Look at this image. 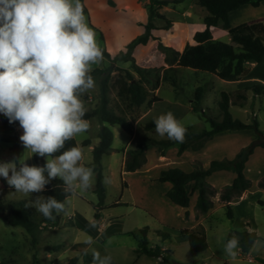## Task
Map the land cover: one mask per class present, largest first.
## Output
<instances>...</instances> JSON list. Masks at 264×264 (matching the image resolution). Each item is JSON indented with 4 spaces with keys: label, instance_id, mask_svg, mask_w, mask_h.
<instances>
[{
    "label": "rangeland",
    "instance_id": "obj_1",
    "mask_svg": "<svg viewBox=\"0 0 264 264\" xmlns=\"http://www.w3.org/2000/svg\"><path fill=\"white\" fill-rule=\"evenodd\" d=\"M168 1L179 2L172 3L159 11L172 21V27L169 30H162L165 23L157 21L156 24L160 30L154 31L153 35L158 40H152L147 46L138 47L134 52V60L139 67H166L165 56L158 50L159 42L183 52L187 45H195V34L205 28L203 27V19L207 11L198 4L197 0ZM110 2L114 5L110 6L117 16L105 7H101L99 10L100 18L106 21L102 28L93 29L90 26V17L84 15L88 26L96 34L99 47L102 50H107L112 57H116L121 52L126 51V46L133 40L128 42L129 39L132 37L135 39L143 33L141 24H145L148 19L146 7L148 0L139 1L138 5L141 9H138L134 16L136 19L144 20L145 23H139L137 26L131 20L130 14L120 11L115 0H109V4ZM262 17H264V9L259 11V9L248 6L240 13L231 16L230 28L221 23L214 30L213 37L217 41L231 43L230 32L237 25V21L253 22ZM110 66L112 63L103 59L99 64L92 65V71L97 68L107 69ZM116 66L132 71L130 62L117 61L113 64V67ZM244 71L246 72L243 83L245 88L237 91L241 88L239 85L221 80L216 75L187 68H177L176 72L170 75L176 77L178 86L174 87L170 82L162 84L158 91V96L162 101L156 103L146 120L155 121L160 115L172 112L175 118L186 128V132L199 133L210 129L208 119L222 121L223 116L219 108L222 92L230 93L232 101L235 103L238 102L237 96L241 92L247 96L245 101L247 108L240 109L231 105V115L234 119L246 124H251L256 119L260 130L264 132V96L256 97L251 90H246V87L254 84L253 79L255 78L264 82V61L258 64L253 63ZM100 80L101 76H96L94 78L95 87L87 91V97L81 95L87 111L94 110L100 105ZM199 87L204 89L201 101L203 110L201 113H195L192 108L195 93ZM109 98L112 108L120 113L117 108L119 101L116 89H112ZM147 111L148 108L145 104L139 110L131 113L129 117L136 123ZM2 116L3 114H0V123ZM89 122V130L75 137L83 149L84 159L81 163L87 167H91L93 161L92 149L84 147L82 141L89 139L93 143H98L101 126L96 118ZM150 122L146 123L145 126L142 122L138 125L137 139L139 145H143L146 140L150 139H169L167 135L161 136L157 132L154 133L153 137L145 138L144 130L155 129L146 128ZM109 128L114 135L112 144L114 151L109 156H105L102 163L104 179L108 177L111 183H105L107 198L105 208L101 212V220L96 221L94 217L95 206L98 203V197L94 192L96 184L94 174L92 186L83 192L78 190L76 194L67 198L66 211L60 213L59 225L50 230L39 232L36 244L23 228L9 225L0 219V263L67 264L70 259L77 257L78 264H80L82 250L88 247L83 241L87 236H91L96 241L92 247L100 251L102 256L111 255L112 261L118 264H264V246H254V241L257 239L264 243V195H259L256 203L249 208H237L234 211L236 214L234 220L227 218L224 203L221 200L223 208L213 206L212 210L206 214H200L195 209L197 225L194 228V221L190 220L189 217L179 216L177 209L173 207L166 196V187L158 181L160 172L165 170V168L159 169V167L161 165L173 166L178 161L176 156L180 157L178 153L175 156L171 154L166 156V159L159 162L160 164H157V159L152 155L150 170L146 175L136 172H130L126 176L121 175L125 149L129 152L137 149L139 145L136 147V142H131L132 137L120 126H109ZM246 131L251 132L255 140L258 138L255 130ZM15 133L18 134L17 142ZM15 133L0 134V162L18 159L24 155L28 165H36L33 156L25 150L19 139L23 134L20 125L15 129ZM188 159L189 156L181 158L179 160L180 166L177 168L184 172L190 171L194 161H200L194 159L188 164ZM260 175L263 177L261 178ZM248 176L254 185L257 177L260 176V180L264 178V156L257 155ZM216 178L214 177L213 181H216ZM123 182L127 184L126 188H123ZM37 196L46 197L43 193H32L30 196L17 193L14 188L8 186L3 177H0L1 201L5 203L27 202L29 199L35 200ZM259 201H262V204H259ZM33 209L38 219L43 216L35 208ZM154 212L158 215H155ZM90 223H95L96 227H90ZM145 227L149 228L148 247L149 249L160 248V257H150L137 253L141 240L139 232ZM183 229L205 233L209 245L208 250L203 253L192 252L188 240L181 235ZM236 231L246 234V243H241L240 240L244 235L239 236ZM233 235L239 237V248L235 259L230 258L224 252L225 244ZM254 235L256 238H251ZM83 264H92L91 251L83 257Z\"/></svg>",
    "mask_w": 264,
    "mask_h": 264
},
{
    "label": "trees",
    "instance_id": "obj_2",
    "mask_svg": "<svg viewBox=\"0 0 264 264\" xmlns=\"http://www.w3.org/2000/svg\"><path fill=\"white\" fill-rule=\"evenodd\" d=\"M85 0H81L84 6V14L89 16V11L84 5ZM198 4L203 7L207 14L203 19L205 29L199 31L194 36L195 45H187L183 52H179L170 46H165L162 42L158 44V50L164 54L166 67L160 68H142L136 65L134 60V52L138 47H144L152 40H158L154 37L153 32L160 30L157 21H162L165 26L162 30H169L172 27V21L168 20L159 11L172 3L168 0H148L146 5L148 11V19L145 24H141L143 33L133 39L127 46L126 51L121 52L118 56L112 57L107 50H102L104 59L112 63L107 69H95L91 71L93 78L101 76L100 80V105L94 110L87 111L85 119H98L102 124L99 133V143L92 149L93 161L91 167L94 169L96 176L95 194L98 197V203L95 206V219L101 220V212L105 208L106 203V187L104 183L102 160L114 150L112 144L114 135L109 126H120L131 137L135 135V121L131 120L129 115L136 110L142 108L145 104L151 109L154 104L161 102V98L157 96L164 82H170L174 87L178 86L175 76L177 68H187L194 71H201L216 75L218 78L228 82H236L241 80L245 66L249 63H261L264 60V23L251 22L239 28L232 29L230 32L231 43L217 41L213 37V32L223 23L230 28L229 15L231 12L249 5L257 8L264 0H197ZM111 6H114L110 2ZM90 26L96 29L90 21ZM102 39L104 37L102 36ZM117 61L130 62L132 71L120 67H113ZM112 89L117 90L118 104L117 108L120 113L111 106L109 95ZM251 90L255 95L264 96V84L256 83L246 88ZM204 89L197 88L195 93V101L193 111L201 113V101ZM87 97V92L82 94ZM238 102L232 101L230 93L222 92L219 108L222 113V121L208 119L210 123L209 130H203L199 133L187 131L183 143L170 139L163 140H146L143 145H139L137 149L127 153L123 163L125 172L134 173L147 164V150L152 146H162L165 150L171 147H178V155L181 156L187 149L193 151L202 150L205 145L213 140V138L227 131L255 130L258 138L248 146L242 148L235 159H224L221 161H212L208 168H205L200 161H194L192 171L186 173L178 168H170L163 170L158 177L161 183H170L172 188L167 192V198L181 208L187 209L190 204V194L186 190V186L194 182V191L198 192V199L195 209L200 214L208 213L214 206L213 198L217 194V190L208 182V178L216 172L234 171L236 178L231 185L225 186L220 195V200L224 203L226 215L229 220H234V213L231 209V202L235 198L241 197L249 189L252 188V181L245 174V166L250 157L254 154L255 149L260 147L264 149V132L259 128L256 119L251 124L243 123L233 118L230 113V106L245 105L247 96L245 93H239ZM205 114V112H203ZM0 123V134L15 133V129L19 126V122L9 123L7 117L2 116ZM147 129L155 128L154 121L146 125ZM16 142L18 134L15 133ZM79 146L77 140L73 138L65 143L63 150H67L73 146ZM84 147L91 145L89 140L82 143ZM17 147V143H16ZM56 153L55 155H59ZM17 159V158H16ZM33 160L37 166H44L46 157L33 155ZM260 189L264 190V178L258 183ZM127 184L123 182V188ZM46 197L53 196L58 201H65L73 194H66L63 191V182L59 179H53L46 185L43 192ZM26 201L5 203L0 200V219L6 221L9 225L23 228L33 239L34 244L37 241V234L55 228L60 223V214L56 216L55 221L47 220L44 216L38 219L35 210L31 207L25 208ZM262 204V201H259ZM119 205V204H116ZM55 215V213H54ZM186 218L189 212L185 213ZM73 223V222H72ZM149 228L145 227L140 230L141 240L137 253L150 257H160L161 249H149L148 245ZM236 234L242 236L241 243H246V234L236 231ZM181 235L188 240L190 250L195 253H203L208 250L207 236L203 232L193 231L191 229L181 230ZM166 237V236H165ZM78 258L70 259L67 264H78ZM5 264V263H0ZM112 264H118L112 261Z\"/></svg>",
    "mask_w": 264,
    "mask_h": 264
},
{
    "label": "clouds",
    "instance_id": "obj_3",
    "mask_svg": "<svg viewBox=\"0 0 264 264\" xmlns=\"http://www.w3.org/2000/svg\"><path fill=\"white\" fill-rule=\"evenodd\" d=\"M103 59L81 0H0V114L10 124L19 122L23 130L19 139L31 156L46 157L44 166L28 165L24 155L0 162V177L15 192L41 193L56 178L66 194L92 186L94 169L81 163L83 149L77 145L61 150L90 128L81 95L95 87L92 65ZM154 124L159 135L184 142L186 128L172 112L160 115ZM104 183L111 180L105 177ZM66 203L67 199L37 196L25 208H35L55 221L66 211ZM83 243L88 247L82 250L80 264L89 251L92 264H112L111 255L102 256L92 247L96 241L91 236ZM254 246L264 243L257 239ZM238 248L239 237L233 235L224 252L235 259Z\"/></svg>",
    "mask_w": 264,
    "mask_h": 264
},
{
    "label": "crops",
    "instance_id": "obj_4",
    "mask_svg": "<svg viewBox=\"0 0 264 264\" xmlns=\"http://www.w3.org/2000/svg\"><path fill=\"white\" fill-rule=\"evenodd\" d=\"M139 1L140 0H120V1L115 0V3L117 5V7L120 9V11H122L123 13H126V14H130L131 15L130 17H132L131 20H133V22L136 26L139 25V23H145L144 20H139L140 18L136 19V17L134 16V15H136L135 14L136 11L138 9H141V8H139V5H138ZM84 5L89 11V17H90L91 23L97 29H98V27L102 28L106 22L102 18H100V14H99L100 11L99 10L101 7H103V8L105 7L107 10H109L110 12L114 13L115 16H117L116 13L111 9V6L109 4V0H85ZM248 6L249 5L243 6L240 9L231 12L229 15L230 23H232L231 22V16L233 14L240 13V11H242L243 9H245ZM255 9H259V11L264 9V1L261 3V5L259 7L255 8ZM257 20L260 22H264V17L257 19ZM258 21H253V22H258ZM247 23H251V21L249 22V21L239 20V21H237V25L234 27V29L239 28L240 26H243ZM203 27H205V25ZM200 31H203V30H200ZM132 39H134V37L129 39L128 42H130ZM252 64L251 63L247 64L245 66V69L250 67V65H252ZM245 78H246V72L244 71V73L242 75V80H239L236 82H231V83L237 84L241 87L237 91L243 90L245 88V87H243V83L245 82ZM253 82H254V84H256V83L264 84V82L262 80L256 79V78L253 79ZM246 88H248V87H246ZM156 94L158 96V92ZM256 97H259V96L256 95ZM155 105L156 104H154L151 109H148L147 112H144L143 115L141 116V118L138 121H136V123H135V135L132 137L131 142L132 141L134 143L136 142V147L139 145V143H138L139 140L137 139L138 125L140 122H142L145 126L146 123L150 122V121H147L146 119L150 115V113L152 112ZM232 106H234V105H232ZM234 107H239L240 109H243V108H247V105L245 104L243 107H240V106H234ZM101 127H102V124L100 126V129H101ZM154 133H156V128L153 130H144V136L147 139H149V137H153ZM86 140H89V139L83 140L82 143ZM89 141L91 142V145L88 146L90 149H93L99 143V142L93 143L91 140H89ZM253 141H255V137L253 136V134L251 132L249 133L246 130L223 132V133L216 135L213 138V140L209 141L202 150L193 151L192 149H187L180 157L176 156L178 161H176L173 166L166 167V166L161 165L159 167V169L165 168V170H167L170 168H177V167L179 168V166H180L179 160H181V158H183L185 156H189V159L187 162L188 164H190V162L193 161L194 159H198L201 161V163L203 164V166L205 168H208L212 161H215V160L221 161L224 159H228V160L235 159V157L240 152V150L242 148L248 146ZM78 144H79V142H78ZM127 153H128V151H127V149H125V151L123 153L122 165H121V171H122L121 175H124V176H126L127 174L130 173V172H125L123 169V163H124V160L126 158ZM164 153H166V154L164 155ZM177 153H178V147H176V146L171 147L167 150H165L162 146L149 147L147 150V164L143 168H141L140 170L136 171V173H143L144 175L148 174V171L150 170L149 167H150V160H151L152 155L157 159V164H160L159 162H162V160L166 159V156H168L170 154L175 156V155H177ZM257 155H259L260 157H263L264 156V149H262L260 147L256 148L254 154L250 157L249 161L246 163L244 174L247 178L249 177L248 173H249V171L252 170V165H253V162H254L255 158L257 157ZM102 163H103V160H102ZM29 165H32V164H29ZM102 166H103V164H102ZM103 170H104V168H103ZM190 171H192V169H190ZM190 171H186V172H190ZM260 176H261V178L263 177L262 175H260ZM260 176L257 177V179L255 181V185L253 184L251 189H249L241 197L235 198L231 202V209L233 210V213L235 215V219H236V214L234 211L237 208L238 209L249 208L254 203H256V201L260 197L259 195H264V190L260 189L257 185L258 182L260 181ZM214 177H217L216 181H213ZM235 178H236V173L234 171L216 172V173H213L208 178V182L213 187H215V189L218 191L216 197L214 198V207L215 208H218V207L223 208V206H221L223 204L220 201L221 190L225 186L231 185L233 183V181L235 180ZM163 185L166 187L165 192L167 194V192L172 188V185L170 183H163ZM194 186H195L194 182H191L186 186V190H187L188 194H190V204H189V207L187 209L181 208L177 205H174L170 200L169 201L173 204V207L175 209H177L180 217L185 216V213L187 211L189 212V219L194 221L193 227L195 228V226L197 225V222L195 219V206H196L197 199H198V192L194 191ZM154 214L158 215V213H156V212H154Z\"/></svg>",
    "mask_w": 264,
    "mask_h": 264
},
{
    "label": "water",
    "instance_id": "obj_5",
    "mask_svg": "<svg viewBox=\"0 0 264 264\" xmlns=\"http://www.w3.org/2000/svg\"><path fill=\"white\" fill-rule=\"evenodd\" d=\"M251 238H256V236L254 235V236H252Z\"/></svg>",
    "mask_w": 264,
    "mask_h": 264
}]
</instances>
